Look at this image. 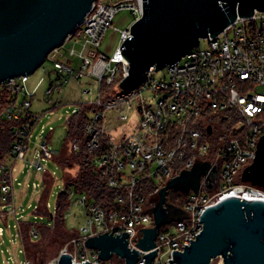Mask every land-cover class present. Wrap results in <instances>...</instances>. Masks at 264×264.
I'll use <instances>...</instances> for the list:
<instances>
[{
    "label": "built area",
    "instance_id": "obj_1",
    "mask_svg": "<svg viewBox=\"0 0 264 264\" xmlns=\"http://www.w3.org/2000/svg\"><path fill=\"white\" fill-rule=\"evenodd\" d=\"M123 8L132 11L135 21L143 14V0H96L83 23L65 41L79 43L80 47H72L69 51L71 57L66 60L59 58L63 55L62 45L54 48L45 60L52 61L54 69L48 71L46 66L44 68L51 81L46 91L48 96L62 91L71 80L82 83V78L89 77L98 84L94 98H87V95H95L92 88L82 91L85 97L75 102L78 107L73 114L79 111L83 103L96 106L85 125L89 150H99L93 164L104 173L111 172L113 176L109 184L124 188L127 193L118 195L116 202L119 205L109 209L103 208L87 194L79 193L78 202L86 215V224L79 229L78 236L61 248L57 256L39 264H58L65 253L71 255L72 264L86 261L88 264H104V260L98 256L99 251L86 246V239L106 231L115 236H122L123 231L128 232V246L131 250L134 247L140 251L138 264H146L144 254L157 247L152 264H168L169 259L175 261L174 250L184 251V245L191 244V239L197 238L203 229L200 218L207 208L229 197L264 201V187L237 180L236 177L254 161L260 138L264 135V11L256 10L251 16H238L219 35L201 38L198 46L163 69L156 70V65H152L145 81L139 87L126 91L120 87V82L128 73L130 63L122 53L121 45L129 35L132 36V23L124 27L113 24L117 12ZM110 27L119 35V42L115 50L107 54L101 50V46L105 31ZM204 41L206 44L203 46ZM160 71L163 72L162 76L157 75ZM29 76L9 77L1 82L2 87L10 92V101L0 112V118L25 119L13 130L14 140L9 152L0 157V217L7 219L13 214L16 219V235L21 240L20 249L25 256L18 264L38 263L26 255L23 224L27 220H23L26 215L19 213L15 194V184L26 183L17 176L20 172L17 165L23 160L24 166L43 173L42 184L33 182L34 189L45 188L46 173L51 175L54 182L57 179L55 171L47 168L55 156L49 141L43 139L32 151L29 145L36 126L45 114L44 111L31 110V97L35 91L27 89ZM116 80L119 81L112 95L105 99L103 84L111 85ZM145 91L152 92L153 98L147 99ZM62 104H65L63 100L54 101L56 107ZM134 104L140 117L133 131L116 137L112 134L108 112L116 108L119 111L117 119L125 121L129 118L125 109L128 111ZM212 112H227L226 115L232 120L229 136H218L217 145L208 143L209 136L215 131L209 121ZM232 112L234 116H231ZM209 125L213 129L211 133L208 132ZM54 129L52 125L47 127L42 123L39 134L44 138ZM73 145L79 147L76 141ZM210 148L218 149L213 157L204 158ZM188 149L192 150L191 156L182 167H177L178 161L186 158ZM203 161H209L210 166L202 175L200 191L191 190L184 195L183 208L188 215L170 220L174 229H159L154 248H141L138 243L143 235L142 228L154 225V216L149 209L151 206L147 209L143 207L146 198L142 193V182L155 180V192L158 193L169 179L184 169L192 168L196 162ZM214 166L218 168L217 177L212 173ZM209 184H212L211 188ZM40 199L33 212L45 220L47 215L40 212ZM44 207L53 216L55 210L50 211V203L46 199ZM41 223L29 222L31 240L40 237ZM52 223L48 219L46 224ZM3 233L4 228L0 226V235Z\"/></svg>",
    "mask_w": 264,
    "mask_h": 264
},
{
    "label": "water",
    "instance_id": "obj_2",
    "mask_svg": "<svg viewBox=\"0 0 264 264\" xmlns=\"http://www.w3.org/2000/svg\"><path fill=\"white\" fill-rule=\"evenodd\" d=\"M95 1L0 0V83L34 73L83 23ZM256 10L264 11V0H143V14L131 24L132 36L121 45L130 65L120 87L126 91L139 87L152 65L163 69L198 46L201 38L219 35L238 16H251ZM212 130L209 125L208 132ZM209 166V161L196 162L159 189L157 202L149 208L154 225L142 228L141 248L150 250L157 245L165 222L188 215L183 207L168 201L169 190H180L185 196L191 190L200 191L202 175ZM245 171L243 181L264 187V135L256 158ZM212 173L218 176L217 166ZM168 207L177 208L180 214L172 218ZM200 220L203 229L197 238L185 244L184 251L174 250L175 261L169 259L168 264H210L220 255L223 264H264V201L229 197L207 208ZM127 233L96 234L86 239V246L97 249L102 260L117 254L125 264H138L140 251L130 249ZM157 249L144 254L146 264H152ZM58 264H72L71 255L62 254Z\"/></svg>",
    "mask_w": 264,
    "mask_h": 264
},
{
    "label": "rangeland",
    "instance_id": "obj_3",
    "mask_svg": "<svg viewBox=\"0 0 264 264\" xmlns=\"http://www.w3.org/2000/svg\"><path fill=\"white\" fill-rule=\"evenodd\" d=\"M100 2L101 0H97ZM134 14L130 9L123 8L119 10L114 18L113 24L117 26H128L134 21ZM119 42V35L114 32L113 27L108 28L105 31L102 40L101 50L107 54H111ZM206 42H202L204 46ZM72 47H76L77 49L80 47V44H73V42H65L61 47V52L63 55L59 56L61 60H66L68 57H71L69 51ZM74 58V57H73ZM77 61V59H76ZM51 71L54 69V63L52 61H46L44 66L39 67L34 73L29 76V80L27 81V89L29 91H35V95L31 97L32 99V107L31 110L36 112H43L41 122L36 126L33 137L29 140V145L32 150L38 147V143L43 139L49 141L52 150L55 154H59L63 148L66 135H67V119L73 114L75 108L78 107V104L75 103L78 99H80L82 95V91L86 88H92L95 92V95H87V98H94L96 96V92L98 90V84H96L95 80L89 77L82 78V83L78 81L71 80L65 86L64 89L60 92H55L52 96H48L46 91L51 86L50 75L47 70ZM158 76H162L163 72L160 71ZM2 89V84L0 83V91ZM144 95L147 99L153 98V93L149 91H145ZM85 97V96H83ZM23 98V95L21 96ZM51 98V99H49ZM63 100L65 104L59 105L57 107H53L54 101ZM125 112L128 114L129 118L125 121H120L117 119V115L119 111L116 108L111 109L108 114V121L112 123L113 127V135L118 137L120 134L128 135L130 134L137 121L140 117V112L136 106L133 105L131 109ZM46 124L47 127L52 125L55 129L53 131H49L47 136L42 138L39 134V129L41 124ZM221 135V128H215L214 133H212L208 138V143L218 144V136ZM215 152L212 154L211 151L207 152L203 157H213ZM25 165V161H20L17 165V168L20 172L17 174L20 180L25 182V185L15 184V194H16V204L19 207V213L22 212L23 220H27L28 222H42L47 223L48 219L41 220L40 215L34 214V210L36 206L39 204V199L44 191L43 188L39 187L38 189L32 188L33 182H38L42 184L43 173L37 172L34 168H28ZM248 166V165H247ZM51 171H55L56 173V181L50 188L46 200L50 203V211L54 212L57 198L59 192L65 189L64 185V170L63 168L55 162V160H50L47 166ZM245 167L241 172L236 176L237 180L243 179L245 175ZM30 184V186L28 185ZM221 185V181H220ZM179 193H175V201L180 203L183 207L185 205V201H182V197L184 194L178 190ZM72 204L69 209L65 213L66 224L69 229H80L82 226L86 224V215L82 210V205L78 202L80 198V194L75 190H70ZM158 196V195H157ZM159 197H157L158 200ZM157 202V201H156ZM155 202V203H156ZM154 203V204H155ZM152 204L151 206H153ZM31 207V208H30ZM143 207L145 209L149 208L150 205L147 204V201L143 203ZM28 216V217H27ZM16 223V219L13 217V214H10L8 218L0 217V226L4 228L3 235H0V264H18L20 260L25 258L24 253L21 251L22 243L21 240L17 237V228H15L14 224ZM163 225L166 227L173 228V221H167ZM174 229V228H173ZM38 240V239H35ZM31 248L30 245H28ZM53 245L50 244V248ZM21 248V249H20ZM86 249V248H85ZM37 255V263H43L40 259L39 252L35 253ZM124 260V258L120 257L117 254H113L111 258L108 260H104V264H121L120 260ZM224 256L220 255L215 257L210 264H223Z\"/></svg>",
    "mask_w": 264,
    "mask_h": 264
},
{
    "label": "trees",
    "instance_id": "obj_4",
    "mask_svg": "<svg viewBox=\"0 0 264 264\" xmlns=\"http://www.w3.org/2000/svg\"><path fill=\"white\" fill-rule=\"evenodd\" d=\"M119 80H116L113 84H103L104 98H109L114 87ZM10 101V92L3 88L0 91V112L7 106ZM56 107V105H53ZM96 108L95 105H89L83 103L79 111L73 114L66 121L67 135L62 150L59 154H55L54 160L64 170V185L65 189L59 192L55 212L52 214L44 207L45 199L54 180L50 174H45V188L42 193L40 203V212L47 215V219H51L53 223L48 225L41 223L39 225L40 237L38 240H31L29 238V222H24L23 231L25 236L26 255L33 262L37 263L36 252H39L41 262L46 263L53 257L57 256L61 248L69 242L72 238L79 235V229H69L66 224L65 213L70 207V190H75L77 193H85L89 198L96 201L105 209L111 207H117L119 205L116 202V198L121 193L126 195L127 191L121 187H113L109 184V180L113 176L111 172L104 173L93 164V158L97 151H90L87 146L88 135L85 131V125L90 117V112ZM233 113V114H232ZM231 116L235 113L232 112ZM227 112H215L209 116L210 123L215 128H221V137L229 136V129L231 118L226 115ZM22 120H10L6 118H0V157L7 154L11 148L14 140L13 130L16 125L24 121ZM79 144L78 148H75L73 143ZM104 142V139H102ZM218 148H210L213 154ZM192 150L188 149L186 158L178 161L177 167H182L189 156H191ZM176 170L178 168H175ZM142 193L146 198L147 204L150 206L157 200L158 193L155 192L157 183L153 179H146L142 182ZM259 186V185H257ZM263 187V186H260ZM175 193H179L177 189H170L168 192V201L181 206L180 203L175 201ZM182 201L185 198L182 197ZM174 221V220H173ZM166 225L161 226V230L166 229ZM50 244L53 246L50 248ZM31 248H29V246ZM121 264H125L124 260H120Z\"/></svg>",
    "mask_w": 264,
    "mask_h": 264
},
{
    "label": "flooded vegetation",
    "instance_id": "obj_5",
    "mask_svg": "<svg viewBox=\"0 0 264 264\" xmlns=\"http://www.w3.org/2000/svg\"><path fill=\"white\" fill-rule=\"evenodd\" d=\"M171 203H173V202H171ZM173 204H175V203H173ZM176 205V204H175ZM178 206V205H177ZM168 211H169V213H170V216L172 217V218H175V217H177L179 214H180V211L177 209V208H175V207H168ZM173 220V219H172Z\"/></svg>",
    "mask_w": 264,
    "mask_h": 264
},
{
    "label": "bare ground",
    "instance_id": "obj_6",
    "mask_svg": "<svg viewBox=\"0 0 264 264\" xmlns=\"http://www.w3.org/2000/svg\"><path fill=\"white\" fill-rule=\"evenodd\" d=\"M248 196V195H247ZM246 197V196H245Z\"/></svg>",
    "mask_w": 264,
    "mask_h": 264
}]
</instances>
